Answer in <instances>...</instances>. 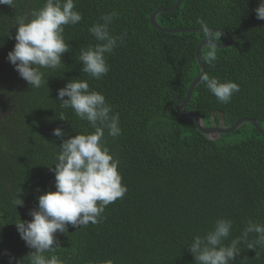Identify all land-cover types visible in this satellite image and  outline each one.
Returning <instances> with one entry per match:
<instances>
[{
  "label": "trees",
  "instance_id": "1",
  "mask_svg": "<svg viewBox=\"0 0 264 264\" xmlns=\"http://www.w3.org/2000/svg\"><path fill=\"white\" fill-rule=\"evenodd\" d=\"M46 0H14L0 4V264H29L33 249L21 239L16 223L30 221L38 197L55 191L59 146L79 133L93 132L88 121L71 108H61L58 91L73 79L87 80L90 90L102 93L119 114L118 137L105 132L111 154L127 192L106 206L103 219L57 233L55 253L65 264H196L187 246L197 235L213 229L218 219H230L227 245L241 237L249 221L264 225V138L251 123H243L216 140L201 133L194 120L178 115L191 83L200 75L197 46L202 31L163 33L150 21L157 9L177 0H75L83 19L63 33L71 46L58 68H42L44 83L31 87L8 59L15 47L19 18L32 19ZM261 0H184L171 13H160L165 29L209 28L231 38L217 59L206 60L205 73L221 82H236L240 91L221 103L200 82L186 110L207 127L229 128L242 118L254 119L264 129V20L257 19ZM116 12L113 35L127 33L107 54L110 71L100 79L83 73L81 48L97 41L89 32L103 14ZM217 35V43L226 37ZM64 99H68L65 97ZM223 121L221 123V114ZM63 116L64 119H60ZM60 128L63 137L53 135ZM23 204L16 207V201ZM256 233L239 245L234 264H264V247Z\"/></svg>",
  "mask_w": 264,
  "mask_h": 264
},
{
  "label": "clouds",
  "instance_id": "2",
  "mask_svg": "<svg viewBox=\"0 0 264 264\" xmlns=\"http://www.w3.org/2000/svg\"><path fill=\"white\" fill-rule=\"evenodd\" d=\"M13 2L0 0V4L9 6ZM75 9V0H46L42 8L32 13L31 20L18 19L16 44L7 59L31 87H41L44 73L40 69L58 68L62 54L69 51L71 45L65 42L64 26L76 25L83 19L82 13ZM255 11L257 19L264 20V0ZM117 16L116 12L103 14L89 28L97 43L80 50L78 61L82 63L81 71L92 78L100 79L110 71L107 54L123 43L127 35H113L110 31V25ZM196 23L201 26L204 40L210 42L206 60L213 63L217 59V32L203 20ZM201 82L224 104L240 91L236 82H221L206 73L202 74ZM58 99L61 108H71L76 116L88 121L94 131L79 133L63 141L55 167L50 169L55 173L56 190L38 197V208L30 211V221L16 223L21 239L33 249L27 256L29 264H65L56 254L45 255L55 253L61 247L56 234L66 233L69 225L80 228L90 222H100L106 206L123 198L128 190L118 170L120 161L111 154L105 142L106 131L113 138L121 135L119 114H113L112 106L102 93L90 90L88 81L79 78L60 89ZM60 119H64L63 116ZM53 135L63 137L64 132L56 128ZM22 204L23 200L19 198L16 207ZM232 228L233 221L221 218L205 235L195 236L187 248L194 254L196 264H234L241 252L239 245L247 241L250 233L258 235L254 243H248V249H255L257 245L264 247V225L249 221L242 236L226 245L224 241L229 238ZM13 261L15 257L9 256V264ZM16 264H21V261ZM103 264L115 262L108 259Z\"/></svg>",
  "mask_w": 264,
  "mask_h": 264
},
{
  "label": "water",
  "instance_id": "3",
  "mask_svg": "<svg viewBox=\"0 0 264 264\" xmlns=\"http://www.w3.org/2000/svg\"><path fill=\"white\" fill-rule=\"evenodd\" d=\"M184 0H177V2L169 9H157L155 10L151 16H150V21L152 26L157 29L160 32L163 33H195V32H199L202 31V29H165L162 28L158 25L157 21H156V17L158 14L160 13H171L174 12L176 10H178L181 5L183 4ZM213 29V28H212ZM213 31H216V34H220V35H224L227 39L224 43H217L218 49H225L227 47L230 46L231 44V38L229 37V35L227 33H225L222 30L219 29H213ZM210 42L205 40L200 42V44L197 46V50H196V56H197V60L200 66V75L195 78V80L191 83V85L189 86V89L187 91L186 97L184 99V101L182 102V104L180 105V107L178 108V115L181 118L184 119H192L195 122L196 127L198 128V130L205 134L210 136V138L216 140L218 138V136L220 134H230L233 133L235 130H237L243 123H251L256 130L261 134V136H263L264 138V129L263 127L254 119H248V118H242L237 120L233 126L229 127V128H225L222 126H211V127H207L203 124V120L201 117H199L197 114L186 110V107L188 105V103L191 101V98L193 96L195 87L201 82V76L202 74H205V66L203 63V58H202V54H201V50L203 47L205 46H209ZM221 114V113H220ZM223 121V117L221 114V123Z\"/></svg>",
  "mask_w": 264,
  "mask_h": 264
}]
</instances>
